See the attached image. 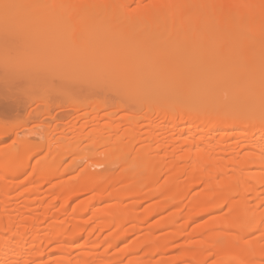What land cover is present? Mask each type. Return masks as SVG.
<instances>
[{
	"label": "bare ground",
	"instance_id": "6f19581e",
	"mask_svg": "<svg viewBox=\"0 0 264 264\" xmlns=\"http://www.w3.org/2000/svg\"><path fill=\"white\" fill-rule=\"evenodd\" d=\"M42 1H37L41 6L36 9L41 16L44 10L47 16L49 12L65 18L72 15L68 22L64 17V22L56 19L60 27L69 25L71 29L83 21L88 44L95 39L97 43L102 34L100 44L111 45L103 40L105 32L90 33L99 27L98 22L129 26L132 38L126 39L140 43L135 46L139 51L149 47L148 51L144 48L147 52L143 50L146 60L135 58L133 68L147 63L145 66L153 67L154 75L162 80L156 87L154 77L137 79L131 70L112 93L94 79L97 68H91L92 64L78 67L73 80L64 82L58 71L55 78L50 69L57 58L64 61L68 53L57 47L60 53L49 50L52 55L45 52L43 56L38 51H43L47 41L54 44L56 33L51 37L40 30L47 40L40 38L42 43L37 47L30 45L32 31H21L29 43L23 44V55L29 52L32 57L16 55L17 61H12L11 55L7 63L0 62V141L12 133L14 124H26L31 117L25 116L36 112L37 108H32L38 100L36 87L41 86L43 76L48 77L37 79L43 71L42 62L46 64L44 74L49 72L53 77L45 78L44 91L37 92L42 96L39 110L45 106L36 112L38 120L39 116L44 119L41 114L55 111L59 100L61 106L66 104L62 96L58 98L60 94H54L59 90L73 88L72 93L81 100L75 99L77 107H72L77 115L73 114V129L67 128L70 134L75 129L71 138L69 130L59 129L61 122L55 129L50 122L45 123L50 128L37 123L32 130L45 126L41 140L31 145V140H22L19 147L0 149V264H264V0ZM0 13L4 14L1 7ZM7 13L10 16L11 9ZM19 13L28 16L24 11ZM19 13L14 10L12 15L20 18ZM21 27L10 30L13 38L2 29L1 41L15 39ZM65 32L61 29L58 34ZM18 36L15 43L23 39ZM79 38L77 34L70 40L81 42V50L90 52L91 47L87 49ZM117 40L120 38L114 42ZM129 42L126 48L120 44L107 49L110 53L103 58L108 65H102L106 70H113V63L124 66L126 60L130 62L133 56L127 53L134 55L135 50L130 51ZM15 46L18 48L9 45V51L20 50ZM94 51L92 47L91 57ZM78 53L79 58L85 56ZM185 53L183 65L180 59ZM118 54L112 61L110 56ZM90 58L86 56V60ZM207 58L211 63L204 64ZM34 64L37 68L31 72ZM179 64L189 80L182 88L174 78ZM85 68L90 70L83 71ZM157 88L171 103L159 107L151 98ZM52 95L59 99L57 106ZM153 103L157 109L151 108ZM103 109L107 112L102 113ZM142 118L149 121L140 124ZM49 129L67 131V137L53 139ZM44 148L47 153L36 156ZM125 149L128 151L119 155ZM66 158L70 162L64 164ZM71 171L74 175L66 178ZM160 211L167 213L149 227V217ZM209 213L215 215L191 228L194 221ZM135 234L132 243L117 248Z\"/></svg>",
	"mask_w": 264,
	"mask_h": 264
},
{
	"label": "rangeland",
	"instance_id": "374dc122",
	"mask_svg": "<svg viewBox=\"0 0 264 264\" xmlns=\"http://www.w3.org/2000/svg\"><path fill=\"white\" fill-rule=\"evenodd\" d=\"M38 0H0V7H1V9H2V11H4V14L2 15V13H0V16H2V17H0L1 19H0V31H2V29H3V25L5 24V26H7L8 28H5V29H3L4 31H6V34H10V35H7V36H11V38H13V36H14V34L13 33H11L10 32V30H14L15 28L14 27H16V29H19V27L20 26H22L21 27V30H20V34L19 33H16V32H18V31H16L15 32V39L17 38V35H19L18 37L20 38H23V39H20V40H22V41H18L17 40V42L15 43V39H12V40H14V41H12L11 40V38L9 37V40H11V41H9V42H7V40L5 41V40H3V41H1V39H0V44H1V42H3L1 45H0V50H2V47H4V44H7V49H5L6 51H2V54H1V52H0V62L1 63H3V64H5V63H7V61H9L8 60V58L10 59V57H11V55H13L14 56V58H13V56L11 57L12 58V61H14V60H16L17 61V59H15V56L16 55H18L17 56V58L19 57V55L20 56H26L25 58H27V57H32V53H29V52H26L27 54H29L28 56L27 55H23V51H25L26 49H24L25 47H24V45H26V43H28L27 41H24V40H27V39H25L24 38V36H23V33L24 32H26L27 31V33H28V31H32L31 33L32 34H34L35 36H39L38 38H39V40H38V38H36L34 35V37L32 36V35H30V36H32L31 37V39H29V41H32V43L30 44V45H36L37 47H38V45L37 44H41L42 42H39L41 39L43 40V38H45L46 40H47V38L46 37H42L43 36V33L45 34V35H47V34H50V36L51 35H53V34H55V36L58 38H53L54 39V41H52V42H55L54 44H51V45H49L48 43H49V41H47L46 43H45V46L44 47H42V50L43 51H40V48H39V52H40V55H43L45 52H49V50L51 51L52 50V52H54L53 51V49L55 50V52H57V53H60V50H61V53H63L62 51H64V53H68L67 55H65V56H67L66 58H64V56H63V60L64 61H61L60 60V62H59V58H57L56 59V63L54 62V64H53V67H51L52 69H50L51 70V73L52 72H54V73H52V74H55V78H57L58 77V74H59V79H61L62 81H64V82H69L70 80H73V77L76 75L75 73L77 72V71H75V70H77L78 69V67H80V68H82L81 66H86V67H90L92 64H94V65H92L91 66V68L93 67V66H95V72L93 71V70H91V75L93 76L94 75V73H95V77H94V79L96 78H98L97 80V82H98V84L100 85V86H103V87H105V88H107V89H109L108 90V92H112V93H114V91L113 90H115V88L117 87V85L116 84H118L119 82H120V80H123V78H124V76L126 75V73L128 72V71H131V70H134L133 71V75H134V77H135V75H136V78L138 79V77H141V78H143V80L144 81H147V80H149L150 78H153L154 77V79H153V81H154V84L156 85V87H158V83L160 82V80H162V77L161 76H158V75H154L155 73V71H154V68L153 67H151V68H149V67H147V66H145V64H147V63H145L144 64V62H143V65H139V66H137L136 68H133V66H136V62H135V58H138V60H139V58H141V59H143V61L144 60H146V55L144 54V51H146L144 48H147V51L149 50V47H146V46H144L143 47V50L142 51H139V49L138 48H135V46H141L140 45V43L138 44V45H136V42L133 40H131V42H129V39H126V38H132L131 37V32H130V29L128 28L129 26H124V24H121V25H109V23L108 24H105V23H102V22H98V24L96 23V21H95V23L97 24V25H99V27L97 26L95 29H96V31L95 32H93V29L91 30V34L93 35V36H96V34L97 35H99V33H98V31L100 32L101 31V33H103V32H105V33H103L104 34V38H103V40H105L106 42L108 41V42H110L111 43V45L110 44H105L106 45V47H104L103 45H101L100 43L101 42H103L102 41V39H101V35L100 36H98V38L100 39L99 41H97V43H96V40L97 39H95V41H92V44L90 43V44H88L89 43V39L87 38V37H89V35H87V37L85 36V33H86V29H85V26H86V24H84V22L83 21H81L80 23H76V24H74V25H71L70 27H72L73 26V28H69V25L68 26H66V25H64V26H59L58 24H57V22H59V21H63V19L65 18L63 15H61V14H59V16L60 17H58L56 14H50L51 12H49V15L47 16V14H45L47 11L46 10H44V12L42 13V14H44L43 16H41L40 15V13L38 14V12L40 11V10H36V9H39V6H41V4H42V2H44V1H42L41 0V4L40 3H38L37 2ZM40 2V1H39ZM27 3H29V6H26V4ZM24 4V5H23ZM35 4V5H34ZM39 4V5H38ZM8 6L9 8H3V7H5V6ZM12 5V6H11ZM14 5H15V7H14ZM28 5V4H27ZM17 6H18V8L19 9H17ZM24 6L26 7L25 9H24ZM34 6H36L35 8H34ZM43 6V5H42ZM23 7V8H22ZM32 7V9H30V11H29V8H31ZM28 8V9H27ZM8 9V10H7ZM9 9H11V15L10 16H8L9 14L7 13L8 11H9ZM42 9V8H41ZM15 10V13L17 14V12L19 13L20 11L23 13V11L25 12V13H28V16L26 15H23V16H21L20 15V13L18 14V16L17 17H20V18H16V17H14L12 14H13V11ZM54 10V9H53ZM33 11H35V12H33ZM37 11V12H36ZM5 12H6V14H5ZM56 13H57V11H56ZM33 14V15H32ZM34 14H36V17L34 18ZM69 15L70 14H68L67 15V17L64 19V21L65 22H68L67 20L69 19V20H71V19H73V18H68L69 17ZM5 16V17H4ZM4 17V19H6V20H4L3 21V18ZM22 17H24V18H22ZM33 17V18H32ZM61 17H64V18H62V20H61ZM70 17H72V15H70ZM9 18H11V19H13V20H10L11 22H6V21H8L9 20ZM59 18V20H57V22H55L56 21V19H58ZM29 19V20H28ZM63 21V22H64ZM91 21V20H90ZM5 22V23H4ZM83 22V23H82ZM87 22V21H86ZM85 22V23H86ZM7 23L9 24V25H7ZM90 23H92V21L90 22ZM90 23H87V26H89L90 25ZM3 24V25H2ZM94 24V23H93ZM1 25H2V27H1ZM12 25H13V27H12ZM57 25V26H56ZM82 25L84 26V28H82ZM106 25H108V26H106ZM24 26V27H23ZM96 25H94V27H95ZM27 27V28H26ZM39 27V28H38ZM60 27V28H59ZM38 28V30H36ZM175 28H180V27H175ZM15 29V30H16ZM24 29H26V30H24ZM61 29H62V31H66L64 34H62V35H60V34H58L59 33V31H61ZM84 29V30H83ZM100 29V30H99ZM102 29V30H101ZM22 30H24V31H22ZM43 32V33H41L42 34V36H41V34H39V32H41V31ZM21 31L23 32L22 34H21ZM54 31V32H53ZM58 34V35H57ZM77 34H80V36H81V38H79V41H82L83 43L84 42H86V48L87 47H91L90 48V52H91V50H92V47H93V49L95 48V51H94V55L92 56L93 57V59H91L92 57H91V53L93 52H83L82 50H81V48H83V46H81V42L78 44L77 42H75L74 40H70L71 39V37L73 36V35H77ZM90 34V35H91ZM2 35H4V36H6L5 34H4V32H3V34H2V32H1V36ZM26 35V34H25ZM27 35H29V34H27ZM111 35V36H110ZM123 35H124V37H123ZM54 36V35H53ZM115 36H118V38H120V40H117V41H115L114 42V39H118L117 37H115ZM126 36V37H125ZM129 36V37H128ZM52 37V36H51ZM83 37V38H82ZM111 37H113L114 39H111ZM8 38V37H7ZM6 38V39H7ZM18 38V39H19ZM26 38H28V36H26ZM41 38V39H40ZM48 38H50V37H48ZM33 39H35L36 40V42L37 43H35V41L33 40ZM44 39V40H45ZM57 39V40H56ZM90 39H93V37H91ZM127 40V41H126ZM144 41H146V39L144 38L143 39ZM73 41H74V43H73ZM91 41V40H90ZM121 41V42H120ZM126 41V42H125ZM141 41V40H140ZM139 41V42H140ZM144 41H143V43H144ZM14 42V43H13ZM105 42V43H106ZM127 42H129V46H130V48H131V50L130 51H134L135 50V53H134V55L133 54H131L130 52H128L127 53V56H129V55H132L133 57H131L130 58V62H127L128 60H126L125 62V64H124V66L121 64L120 65V63H113V65L115 66V68L112 70V69H109V71L108 70H106V67L105 66H102V65H105V64H107L108 65V60L104 57L103 58V56H106L107 57V55L106 54H108V53H110L109 51H107V49H110V50H112V48H114V49H116V48H119L118 46L121 44L122 46H123V44H124V46L123 47H127L128 46V43ZM9 43V44H8ZM35 43V44H34ZM77 43V44H76ZM132 43V44H131ZM133 43H134V46H133ZM142 43V42H141ZM143 43H142V45H143ZM147 43V42H146ZM15 44L16 45H19L21 48H20V50L22 51V49H23V51L22 52H20V50L19 49H16V51H12V49H11V52L9 51V49L12 47V48H18V46H15ZM24 44V45H23ZM29 44V43H28ZM74 44V45H73ZM145 44V43H144ZM9 45L11 46L10 48H8L9 47ZM29 45V46H30ZM73 45V46H72ZM92 45V46H91ZM97 45H98V48H97ZM109 45V46H108ZM146 45V44H145ZM149 45V44H148ZM67 46H72V48H66ZM81 46V47H80ZM101 46V47H100ZM108 46V47H107ZM27 47V46H26ZM37 47H35L36 48V50H37ZM59 48V49H57V48ZM61 47V48H60ZM112 47V48H111ZM133 47V48H132ZM58 50H56V49ZM65 48V49H64ZM89 48H87V49H89ZM100 48V49H99ZM28 49V48H27ZM33 48L31 47V50H32ZM63 49V50H62ZM133 49V50H132ZM17 50H19V51H17ZM47 50V51H46ZM86 50V49H85ZM98 50V52H99V54H97V51ZM102 50H104V53H105V55H104V53L102 52L101 53V51ZM121 50V49H120ZM30 51V50H29ZM75 51V55H74V52ZM80 51L81 52V54L82 53H85V56L83 55L82 56V58H79V57H77L78 56V52ZM118 51V50H117ZM146 51V52H147ZM9 52V53H8ZM32 52H34V50L32 51ZM127 52V51H126ZM8 53V54H7ZM50 53V52H49ZM88 53H90V54H88ZM123 53V52H122ZM122 53H119L120 55L122 54ZM36 54H38L37 52H36ZM51 55L52 54H54V53H50ZM71 54H72V56H71ZM81 54H80V56H81ZM95 54L96 55H98V57L97 56H95ZM114 55L116 54V53H113ZM119 54H118V56H110V58L112 59V61H115L116 59H118V57H119ZM3 55H5V58H3L2 56ZM39 54L37 55V56H40ZM45 55V54H44ZM43 55V56H44ZM185 55H186V53L185 54H183L182 55V58L180 59V61L183 63V65H184V63H185V61H184V57H185ZM37 56H35V58H37ZM50 56V55H49ZM70 56V57H69ZM75 56V57H74ZM86 56H87V58H90V59H87L86 60ZM52 57V56H51ZM73 57V58H72ZM84 57H85V59H84ZM116 57V59H114ZM130 57V56H129ZM2 58H3V62H2ZM21 58V57H20ZM76 58V59H75ZM109 58V57H108ZM70 59H72V60H70ZM81 59H83V60H81ZM102 59V60H101ZM104 59H106L105 61H104ZM127 59V58H126ZM40 60V59H39ZM38 60V61H39ZM51 60V59H50ZM110 60V59H109ZM6 61V62H5ZM23 61V60H22ZM36 61H37V59H36ZM68 61V62H67ZM76 61V62H75ZM86 61L87 62H90V65H88L87 63H86ZM184 61V62H183ZM205 62H204V64H209V63H211V61H210V58H207V59H205L204 60ZM26 62V61H25ZM64 62V63H63ZM69 62H71V63H69ZM75 62V63H74ZM78 62H80V63H78ZM96 62H100V64L99 63H97L96 64ZM138 62H140V61H138ZM11 63V62H10ZM39 64L41 63V62H38ZM38 63L36 62L35 64L36 65H38ZM69 63V64H68ZM35 64L34 65H32V66H30V70H31V72L34 70V69H36L37 67L35 66ZM42 64H43V67H42V69H43V71L42 72H38V75H39V78H37V79H41V76H43V75H47L48 77H46L45 76V78H47V79H49L50 77H53V76H51L52 74L50 73L49 74V72L47 73V74H44V70L46 69V68H44L45 67V65L46 64H44L43 62H42ZM57 64V65H56ZM62 64V65H61ZM79 64H80V66H79ZM181 64V63H180ZM180 64H179V66H180ZM8 65H9V63H8ZM55 65L57 66V68H55ZM61 65V66H60ZM65 65V66H64ZM74 65H75V67H74ZM119 65V67H117ZM33 66H35V68H33ZM68 66V67H67ZM113 66V67H114ZM27 67V66H26ZM47 67H48V65H47ZM60 67H62V69H60L59 70V68ZM65 67V69H63ZM103 67H105L104 69H103ZM113 67H111V68H113ZM117 67V68H116ZM183 66H180V68L177 70V72H175V74L176 75H174V78H175V80L177 81V87H179V88H182V87H184L186 84H188V82H189V80L187 79V77L185 76L186 75V72H185V70H184V67L182 68ZM21 68H24L25 69V66L24 67H21ZM33 68V69H32ZM73 68V69H72ZM79 68V69H80ZM98 68H99V70H98ZM109 68V67H108ZM24 69H23V72H24ZM39 69V68H38ZM67 69V70H66ZM83 69V68H82ZM87 69V70H86ZM128 69H130V70H128ZM29 70V69H28ZM30 70H29V72H30ZM49 70V69H48ZM54 70V71H53ZM62 70V71H61ZM90 70V68H85V70H83V71H89ZM98 70V71H97ZM103 70V71H102ZM151 70V71H150ZM152 70L154 71V72H152ZM20 71H22V70H20ZM26 71V70H25ZM46 72H47V70H45ZM58 71V74H56V72ZM82 71V70H81ZM97 71V72H96ZM112 71V72H111ZM94 72V73H93ZM27 73V72H26ZM35 73V72H34ZM75 74V75H74ZM112 74V75H111ZM144 74V75H143ZM153 74V75H152ZM36 76H37V73L35 74ZM91 75H89V76H91ZM45 78H44V76H43V78H42V80L41 81H43V84L41 83V81H39V84H41V86H39L37 83V86H39V88L38 87H36L37 88V92L39 91L40 93H42L43 91H44V89L42 88L43 87V85H45L44 84V81H46L45 80ZM120 83H123V81L122 82H120ZM135 83V82H134ZM34 86H36V85H34ZM115 87V88H114ZM160 87V86H159ZM42 88V89H41ZM45 88V87H44ZM27 89V88H26ZM34 88L32 87V90H33ZM65 89H67V88H65ZM111 89V90H110ZM159 88H157V90H154L152 93H151V98L153 97V99L155 100V102L156 103H159L158 105H159V107L160 106H163L164 104H169V103H171V101L170 100H168V99H166V98H163V97H161V93L160 92H162V90L161 89H159ZM35 90V89H34ZM42 90V91H41ZM72 90L73 91V88L72 89H68V90H59L58 91V93L56 92V93H54V94H57V96L60 94V96L58 97V98H61V96L63 97L62 99H63V103H66V104H64V105H62L61 106V100H59L58 98H57V96L56 95H52V97H51V99H53V101L55 102L56 101V106L58 105V103H57V100H59V102H60V104H59V106L61 107H56L55 106V104H52L51 103V105H53V106H55L56 108L55 109H53V110H55V111H51V114H46V115H42L41 114V116H44V117H42V118H44L43 120H41V117L39 116V120L37 119L38 118V116H36V112L37 111H39V112H41L42 111V109H44V107L42 108V109H40L39 110V107H42V106H38V104L39 103H41L40 101H41V99H42V96L41 95H39V93H35V94H38V96H37V98H38V100H39V98H41L40 99V101H38L37 100V102H34L33 101V103H35L36 104V107L35 106H33V104H32V108H37V110H36V112H34V115H30V116H25V117H27V118H30V121L27 123L26 122V124H17L16 122V120H14L15 118H18V117H13L14 119H12V118H9V119H12V120H14V121H16V122H14V123H16V124H14L13 125V127L11 128L12 129V133L8 136V137H6L3 141H0V149H2V148H5V147H7V145H13L14 147H19L20 145H21V143H22V140L24 141V140H31V142H28V144L29 145H31V143H33V141H36V140H41L42 139V137H41V134H40V132L42 133V130H44L45 131V128H50V126H52L53 127V129H55L54 127H56V125H58L60 122V124H67L66 126V128H65V125L63 126H60L59 127V129L61 130V128H63L64 127V130H69V129H73V127H71L72 126V119L73 120H75V118H74V115L76 114V111L75 112H73V109L74 108H72L73 106L75 107V109H76V107L77 106H75V105H77V102L79 101V100H81V96H78V97H76L75 95H76V93H72V91L70 92V91ZM63 91L65 92V93H63ZM67 91H69V93H67ZM75 91V90H74ZM245 91V90H244ZM133 94H135L134 92H132ZM32 94H34L33 92H32ZM69 94V95H68ZM78 94H80V93H78ZM66 95V96H65ZM82 95V94H81ZM53 96H54V98H53ZM136 96V95H135ZM65 97H67L66 99H64ZM138 97V96H137ZM57 98V99H56ZM73 99V100H72ZM75 99H78V101L77 100H75ZM50 100V99H49ZM75 100V101H74ZM43 101H45V100H43ZM51 101V100H50ZM52 101V102H53ZM73 101V102H72ZM244 101V100H243ZM68 102H70L68 105L70 106L71 105V107L69 108V106L67 105V103ZM72 102V103H71ZM74 102H76V104L74 105ZM43 103H46V102H43ZM73 104V105H72ZM40 105V104H39ZM67 105V106H66ZM157 106V105H156ZM155 105H154V103H153V106L151 107V108H158V106L156 107ZM165 106V105H164ZM67 107V108H66ZM31 108V107H30ZM51 108L52 107H50V110H51ZM63 108H65V109H63ZM69 108V109H68ZM57 109V110H56ZM72 109V110H71ZM155 109V110H156ZM155 110H154V112H155ZM107 112V110L106 109H103L101 112L103 113V112ZM152 111V110H151ZM21 112H23V111H21ZM56 112V113H55ZM121 112V111H120ZM125 112V111H124ZM123 111L121 112V113H124ZM148 112H150V108H149V110H148ZM38 113V112H37ZM121 113H119L118 112V116L121 114ZM54 114H57L55 117H52ZM74 114V115H73ZM148 114V113H147ZM154 114V113H153ZM49 115V117H52V118H54V119H52V118H46V116H48ZM73 115V116H72ZM77 115V114H76ZM73 117V118H70V117ZM11 117V116H10ZM19 117H20V115H19ZM36 118L35 120H31L32 118ZM27 118H25V119H27ZM8 119V118H7ZM21 119L22 120H24L23 119V117H21ZM18 120H20V119H18ZM157 120L159 121L160 119L159 118H157ZM8 121V120H7ZM10 122H11V120H9ZM45 121V122H44ZM147 121H149V119L148 118H142V119H140L139 120V122H140V124H142V123H145V122H147ZM20 122H22V121H20ZM43 122V123H42ZM48 122H50V123H52V125H50L49 127H47V125L45 124V123H48ZM68 122V123H67ZM40 124V125H42V124H44L45 126H43L42 128H41V126L40 127H38V126H35V128L32 130V128H33V125H36V124ZM56 123H58V124H56ZM56 124V125H55ZM59 124V125H60ZM45 127V128H44ZM51 127V128H52ZM69 127V129H67ZM53 129H49L50 131H51V135L52 136H55V137H53V139H59V138H61L62 136H65V134H66V136L65 137H67V131H60L59 129H57L58 130V132L57 131H55V130H53ZM63 130V129H62ZM53 131V132H52ZM73 131H75V129L73 130ZM73 131H71V134L73 133ZM1 132V131H0ZM62 132V133H61ZM70 130H69V132H68V137H70ZM71 138V137H70ZM12 143V144H11ZM39 143H41V142H39ZM39 143H37V145H39ZM34 145H32V146H27V148H26V150L27 151H30L31 149H32V147H33ZM40 147V146H39ZM31 148V149H30ZM45 149V150H44ZM44 149H42L41 151H40V153H38V155L36 154V156H40V154H46L47 153V148H44ZM128 150L127 149H125V150H123L121 153H119V155H121L122 154V156L127 152ZM37 157V158H38ZM36 157L34 158V160L35 159H37ZM114 161L116 162V161H118V157H117V159H114ZM70 162V160L68 159V158H66V159H64V164H67V163H69ZM98 168V167H97ZM102 168V167H101ZM100 169V168H99ZM72 175H74V172H70V173H68L67 175H66V178H70L71 179V177H72ZM85 197V196H84ZM84 197H82V198H84ZM75 204V203H74ZM162 211H160L158 214H157V212L156 213H154V214H152V216H150L149 217V222H147V225L150 227V226H152L153 224H155V222L156 221H158V220H160L163 216H165L166 215V213L167 212H162ZM221 213V212H220ZM217 214V213H216ZM215 215V213H209V214H205V215H202L201 217H199L198 219H197V221H194V223H192L191 224V228L192 227H194L196 224H199V222H201V223H203V222H205V221H207V220H209L210 218H212L213 216ZM151 218V219H150ZM158 223V222H157ZM147 226V227H148ZM135 238H136V234L135 235H132L131 237H127L126 239H124L123 241H121V243L119 244V246H117V248H120V247H125V246H127L128 244H130V242L132 243L133 241H132V239H134L135 240ZM179 241H182V240H179ZM178 241V242H179ZM101 249H103V247L101 248ZM174 253H177V251H173L172 252V254H174ZM171 253H169V255H170ZM159 257V256H158ZM178 264H180V263H178ZM182 264V263H181ZM223 264H226V263H223Z\"/></svg>",
	"mask_w": 264,
	"mask_h": 264
}]
</instances>
